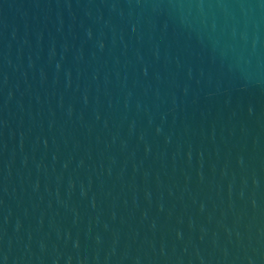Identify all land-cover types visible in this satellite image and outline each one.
Here are the masks:
<instances>
[{
    "label": "water",
    "instance_id": "1",
    "mask_svg": "<svg viewBox=\"0 0 264 264\" xmlns=\"http://www.w3.org/2000/svg\"><path fill=\"white\" fill-rule=\"evenodd\" d=\"M0 264H264V0H0Z\"/></svg>",
    "mask_w": 264,
    "mask_h": 264
}]
</instances>
